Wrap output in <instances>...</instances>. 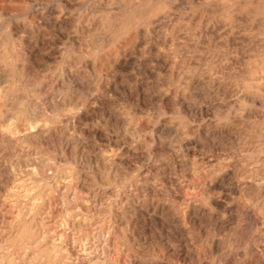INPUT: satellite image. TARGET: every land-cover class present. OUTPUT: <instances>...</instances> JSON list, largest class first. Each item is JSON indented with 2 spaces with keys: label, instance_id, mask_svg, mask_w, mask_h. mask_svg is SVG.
I'll list each match as a JSON object with an SVG mask.
<instances>
[{
  "label": "rangeland",
  "instance_id": "rangeland-1",
  "mask_svg": "<svg viewBox=\"0 0 264 264\" xmlns=\"http://www.w3.org/2000/svg\"><path fill=\"white\" fill-rule=\"evenodd\" d=\"M0 264H264V0H0Z\"/></svg>",
  "mask_w": 264,
  "mask_h": 264
}]
</instances>
